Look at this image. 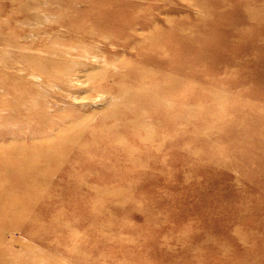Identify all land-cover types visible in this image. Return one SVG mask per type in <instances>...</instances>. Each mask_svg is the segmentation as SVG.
Returning <instances> with one entry per match:
<instances>
[{"label":"rangeland","instance_id":"374dc122","mask_svg":"<svg viewBox=\"0 0 264 264\" xmlns=\"http://www.w3.org/2000/svg\"><path fill=\"white\" fill-rule=\"evenodd\" d=\"M0 264H264V0H0Z\"/></svg>","mask_w":264,"mask_h":264},{"label":"bare ground","instance_id":"6f19581e","mask_svg":"<svg viewBox=\"0 0 264 264\" xmlns=\"http://www.w3.org/2000/svg\"><path fill=\"white\" fill-rule=\"evenodd\" d=\"M31 16V15H30ZM33 18L36 19V20H43L42 16H34L33 15ZM36 20L34 21H31L30 24H33L34 23L36 24ZM38 21V23H40ZM27 34V33H26ZM123 38V37H122ZM67 53L68 52H64V57L67 56ZM62 56V55H61ZM60 56V57H61ZM63 57V56H62ZM94 58V57H92ZM85 56L84 54H80L76 57L75 61L72 62L71 66H67L65 69H64V80L69 82L71 80V76L72 74L75 73V75L77 77H84L85 79H89V78H93V76L95 74H93L91 72V67H89L88 65L85 64ZM108 65H101L99 67H101L102 70H105L107 68ZM148 71V70H147ZM72 72V73H71ZM98 94V93H97ZM79 96V95H78ZM99 104V103H98Z\"/></svg>","mask_w":264,"mask_h":264}]
</instances>
